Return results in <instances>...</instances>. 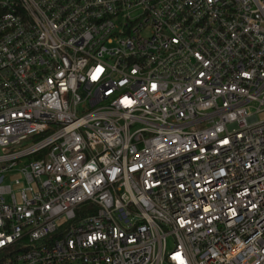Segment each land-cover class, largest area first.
<instances>
[{"label":"built area","instance_id":"obj_1","mask_svg":"<svg viewBox=\"0 0 264 264\" xmlns=\"http://www.w3.org/2000/svg\"><path fill=\"white\" fill-rule=\"evenodd\" d=\"M261 112L264 0H0V264H264Z\"/></svg>","mask_w":264,"mask_h":264},{"label":"rangeland","instance_id":"obj_2","mask_svg":"<svg viewBox=\"0 0 264 264\" xmlns=\"http://www.w3.org/2000/svg\"><path fill=\"white\" fill-rule=\"evenodd\" d=\"M259 117L264 118V112L259 113ZM171 244V241H170Z\"/></svg>","mask_w":264,"mask_h":264}]
</instances>
